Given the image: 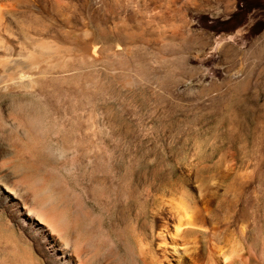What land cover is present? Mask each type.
I'll use <instances>...</instances> for the list:
<instances>
[{
    "label": "rangeland",
    "instance_id": "rangeland-1",
    "mask_svg": "<svg viewBox=\"0 0 264 264\" xmlns=\"http://www.w3.org/2000/svg\"><path fill=\"white\" fill-rule=\"evenodd\" d=\"M35 1L12 2L19 6L20 26L39 39L84 47L101 30L117 29L131 34L132 45L122 56L107 52L90 71L76 70L77 80L87 72L98 82L103 66L114 79L82 98L84 119L94 110L102 129L104 149L97 158L77 153L76 122L57 125L39 100L33 104L44 124L24 141L28 150L11 152L0 138V264L62 263L61 252L53 251L65 239L38 234L28 214L36 192L60 213L65 229L71 227L68 184L77 212L88 211L134 256L139 247L146 256L156 247L161 218L170 240L178 216L187 215L173 208L184 194L198 212L207 202L203 221H196L200 227L185 232L186 246L207 247L209 234L218 233L227 254L241 249L264 263V0ZM121 62L126 69L116 67ZM31 145L45 153L33 165L22 160H35ZM63 147L70 150L63 153ZM25 176L32 179L24 182ZM83 222L72 224L79 247L92 243Z\"/></svg>",
    "mask_w": 264,
    "mask_h": 264
},
{
    "label": "bare ground",
    "instance_id": "bare-ground-1",
    "mask_svg": "<svg viewBox=\"0 0 264 264\" xmlns=\"http://www.w3.org/2000/svg\"><path fill=\"white\" fill-rule=\"evenodd\" d=\"M12 1L0 0V138L6 141L7 149L11 152L28 150L26 149L28 146L25 147L27 143H24V141L29 138L28 135H37L44 124L43 120L36 118V107L33 104L35 100H39L46 106L48 115H55L53 121L57 125L61 124L63 128H66L67 122H76L80 132V141H77L76 152L97 158L102 149H104L102 129L96 122L94 110L89 113V120L84 119L86 108L82 102V98H91L97 94V91H100L98 84L99 82L101 84L104 79H108L110 83L114 79L112 80L111 76H108L110 71L103 66L98 67V82H95L94 77L87 72L81 74L79 80H77L76 70L82 69V67L89 70L92 66H97L99 62H103V56L107 52H113L115 56L124 55L129 49V44H131V34L128 31L117 29H112L108 32L101 30L94 38L87 41L84 47H80L77 42L73 43L70 40L62 42L54 39V41H49L47 39L48 41H45L39 39L40 37H37L39 35L36 36V33L31 28L25 30L20 26L17 19L19 6ZM50 1L60 6H64L65 2H67L66 0ZM90 1L88 3L91 5L98 4L97 0ZM28 3L36 4V1L28 0ZM70 13L72 12L70 11ZM69 15L67 19L70 18ZM144 32L140 35L141 39L145 36L146 32ZM142 59L141 61H144L145 57ZM119 66L116 65L119 70L126 69L125 63L121 62ZM143 66L141 67L143 68ZM142 80H145L144 74L142 75ZM123 84L130 85L128 81H123ZM18 94L23 95L17 96ZM8 95L11 96L12 99L10 100L12 101L10 105H7L10 110L6 113L4 106L6 104V97L9 99ZM53 99L56 101L73 99L74 104L68 103L71 107L65 106L66 104L55 106L52 105ZM59 111L63 115L60 116L59 113L61 112ZM82 140L85 141V144H83L84 141L82 142ZM69 150L67 147H63L62 149L63 153ZM29 151L35 160H32V157L27 158L25 156L22 160L25 159L27 163H32V165L35 162L42 161L45 153L42 156L41 147L31 145ZM46 159L44 158V160ZM30 179H32L31 176H25L23 180L24 182H28ZM66 187V191L68 192V194L66 193L68 195L66 201L68 212L72 214V221L74 223L79 218H82L85 222L84 232L90 235L91 244L79 247L76 240V228H72L75 224L72 223L74 225L71 224V227L69 226L65 229L62 225L63 217L59 215L60 213L57 214L58 212L55 213L52 210L53 208L47 207V202L36 192L33 193L34 204L30 207V214H28L34 223H36L35 228L39 227L37 230L38 234L48 233L46 237L53 236L57 241L65 239L63 246L53 251L56 254L58 251L61 252V264H233L234 262L264 264L262 261H258L257 258L255 259L253 255V257L246 256V253L244 254L241 249L233 250L227 254L225 247H220L219 238L218 240L216 239L218 233L209 234V239L206 243L207 247L186 246L185 232L193 225L194 228L196 226L200 227V223L196 225V221H201L202 216L200 212L201 210L202 212L206 210L205 205L207 202L205 205L202 203V209H199L198 212L196 211L197 207H192L184 194H181L176 199V204H173V208L182 207L187 215L178 216L173 224L172 232L169 233L170 240L166 238V230H164L165 222L161 218L155 241L156 247H150V253L148 251L151 256L147 254L149 256L147 258V252L142 247H139L135 255L137 257H135L125 249V246L120 247V243L118 245L110 236L105 235L101 223L88 211L77 212L78 208L76 209L73 206L76 194L72 191L69 184ZM10 191L16 194L13 189ZM192 213L195 217H191ZM206 237L208 238V236Z\"/></svg>",
    "mask_w": 264,
    "mask_h": 264
}]
</instances>
